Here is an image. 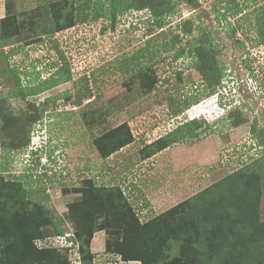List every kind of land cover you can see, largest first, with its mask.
Masks as SVG:
<instances>
[{"label":"rangeland","instance_id":"obj_1","mask_svg":"<svg viewBox=\"0 0 264 264\" xmlns=\"http://www.w3.org/2000/svg\"><path fill=\"white\" fill-rule=\"evenodd\" d=\"M170 2L173 8L162 17V29L152 26L147 9H126L111 28L106 17L93 20L90 8L84 22L77 19L71 28L52 35L32 34L30 39L15 38L7 43L0 39L1 106L11 121L25 129L26 125L33 127V142L43 152L46 144L47 159L56 147L51 160L54 177L48 185L41 175V181H34L37 177L33 176L24 187L34 193L42 187L45 193L49 190L47 201L39 200L38 206L60 218L66 232L74 230L67 204L80 198L74 189L84 178H91L96 186H118L144 224L181 203L196 204L195 196L202 197L233 172L258 174L260 168L264 170V0H234L236 7L231 10L230 0ZM42 3L0 0V19L14 15L26 29L32 19L39 23L35 18ZM12 48L17 53L10 56ZM199 55L209 57L203 60L205 64ZM62 68L68 69L69 80L64 81L62 71L54 86L18 94L20 88L29 89L27 80L31 86L42 84L56 78ZM144 69H150L154 77L151 90L140 86L138 74ZM213 75L217 80L214 88ZM249 79L255 92L247 90ZM85 85L90 94L76 107L73 100ZM233 87L237 92L231 94ZM211 88L215 93L224 92L222 88L227 91L221 96L223 108L212 102L215 95H206ZM12 91L16 94L10 96ZM194 99L197 102L180 114L171 113L178 104ZM234 107L233 112H227ZM29 117L39 121L33 124ZM192 119L194 123L189 124ZM123 123L128 125L133 142L106 159L100 158L93 139ZM10 127L0 119V175L17 179L27 170V145L11 151L3 148L7 142L19 141L15 136L20 132L17 128L12 134L7 132ZM160 138L170 142L169 146L154 152L150 144ZM259 186L258 217L264 222V178L259 179ZM34 193L29 194L31 201H37ZM101 222L104 216H97L95 225ZM41 231L47 239L55 234L49 224ZM119 238L95 229L89 245L92 264H140L122 262L119 255L104 251L108 241ZM166 250L167 256L169 250L173 256L178 247L170 242ZM60 254L66 257L67 253Z\"/></svg>","mask_w":264,"mask_h":264},{"label":"trees","instance_id":"obj_2","mask_svg":"<svg viewBox=\"0 0 264 264\" xmlns=\"http://www.w3.org/2000/svg\"><path fill=\"white\" fill-rule=\"evenodd\" d=\"M42 1L44 3L38 7L41 13L35 18L40 20L39 23L32 19L34 23L30 21L26 29L14 15L2 17L0 39L7 43L15 38L30 39L32 34L52 35L71 28L77 19L84 22L88 15L85 11L90 8L94 14L93 20L106 17L111 23V28L117 16L126 9H147L152 26L162 29V17L169 15L173 8L170 0H140L139 3L134 2L138 0H52L46 4L48 0ZM230 3L232 4L228 7L229 10L236 7L234 0H230ZM31 17L33 18V15ZM208 40H211L210 37ZM15 53L17 49L12 48L9 55ZM203 57L199 55L200 62L205 64L203 60L209 57ZM135 64L139 65L137 58ZM214 66L216 67V63ZM62 71L66 74L64 81L69 80L68 69L62 68L56 72V78L52 76L42 84L31 86L32 83L27 80L26 86L29 89L24 91L20 88L18 94L25 96L54 86L62 78ZM149 71L150 69H144L138 74L140 86L148 88L147 90H151L155 84ZM219 72L220 69L217 70V73ZM13 74L17 75V72L14 70ZM214 76L211 80L214 81L211 84L213 88L217 85ZM37 77L38 74H35L34 80ZM252 92L255 91L252 89ZM214 93L211 88L206 95ZM15 94L12 91L9 95ZM89 94L87 85L83 90H78L73 100L74 106H80L84 97ZM63 98L68 101L69 96L65 94ZM223 100L221 104L225 106ZM194 102L197 100H185L182 105L178 104L172 109L171 113L180 114ZM235 109L231 108L227 112L231 113ZM0 119L2 123L12 126L7 132L12 134L16 128L20 132V136H15L18 142H7L2 145L3 148L11 151L26 145L28 147L35 132L33 127L26 125L25 129L18 121H11L10 115L1 104ZM28 120L33 124L39 121L31 117ZM194 120H190L189 124L194 123ZM193 135L195 137L196 133ZM162 139L150 144L154 147V152L169 146L170 142ZM132 142L131 131L128 125L123 123L94 138L92 144L97 155L106 159ZM257 144L260 145V142ZM55 148H51L53 152ZM53 152H50L47 164H52L51 160L56 155ZM38 166L37 162L29 168L31 174L25 173L17 179H4L0 175L1 186L6 187L4 191L0 186V264H92L93 256L89 252V245L95 229L105 230L111 235H120L118 240L108 241L104 251L114 252L125 263L137 261L140 264H264V222L258 217L261 197L259 179L264 178V170L261 168L258 174L239 170L233 172L224 182L221 181L203 192L202 197L195 196L193 199L196 204L189 207V202L181 203L144 224H140L135 211L118 186H96L91 178H84L80 181V186L74 189L80 198L67 204V216L74 229L71 233L66 232L60 218L52 217L46 208L38 206L39 200L47 201L48 198L44 187L35 193L34 190L24 187L32 182ZM43 167L42 170L45 171ZM52 168L53 164L50 169ZM34 181H41V176ZM33 193L37 194V201L29 199V194ZM97 216H104V222L95 225ZM48 224L55 233L53 238L49 239L44 238L41 231V228ZM170 242L178 247L173 256H169L170 250L168 256L166 255ZM65 252L66 257L60 254Z\"/></svg>","mask_w":264,"mask_h":264},{"label":"clouds","instance_id":"obj_3","mask_svg":"<svg viewBox=\"0 0 264 264\" xmlns=\"http://www.w3.org/2000/svg\"><path fill=\"white\" fill-rule=\"evenodd\" d=\"M247 87V90L249 91H252V87L249 83H247L246 85ZM233 91H229L231 92V94L237 92L235 91L234 87L232 89ZM213 95H215L216 99L214 101H212L217 107H220V108H223L221 106V100H223V98L221 96H223L222 94H218L217 92L210 95L211 98H213ZM221 97V98H220ZM213 100V99H212ZM35 139H34V134L31 138V141H30V144L28 145V147L26 148V153H25V158H26V173L28 174L29 173V168H32L37 162L40 163V160L41 159H44L45 160V165L47 164L48 162V159H47V146L45 144L44 148H45V151L43 152V148H41L39 145H35V142H33ZM30 164H33V166H31ZM43 165V166H45ZM30 174V173H29ZM36 173L33 174V176L35 175ZM50 180V178H48Z\"/></svg>","mask_w":264,"mask_h":264},{"label":"built area","instance_id":"obj_4","mask_svg":"<svg viewBox=\"0 0 264 264\" xmlns=\"http://www.w3.org/2000/svg\"><path fill=\"white\" fill-rule=\"evenodd\" d=\"M250 85H251V87H252V89L255 91L256 90V87H255V85L253 84V82H252V80L251 79H249V82H248ZM222 90L224 91V92H222V91H218L217 93L218 94H222V95H225L226 96V90L225 89H223L222 88ZM233 91V90H232ZM31 166H33V164H30ZM43 165H45V160L44 159H41L40 160V163H39V166H38V170H37V172H36V174L34 175V177L36 176L37 178L39 177V176H44L45 177V179H46V182H43L44 184H46V185H48L47 184V182H49L50 180L48 179V178H53L54 176L52 175V172H51V169L50 170H45V171H43L42 170V167H43ZM51 167L50 165H47L46 164V167ZM44 172H47L46 174V176H45V174H44ZM41 173V174H40ZM50 175H52V176H50ZM35 177V178H36ZM42 178V177H41ZM49 192V190L47 189L46 190V193H48Z\"/></svg>","mask_w":264,"mask_h":264}]
</instances>
